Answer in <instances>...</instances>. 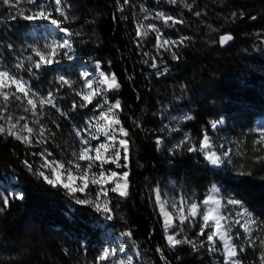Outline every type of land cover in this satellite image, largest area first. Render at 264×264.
<instances>
[{
  "label": "trees",
  "instance_id": "1",
  "mask_svg": "<svg viewBox=\"0 0 264 264\" xmlns=\"http://www.w3.org/2000/svg\"><path fill=\"white\" fill-rule=\"evenodd\" d=\"M184 3L190 4L191 10ZM184 3L64 0L65 15L69 18L59 27L80 35H65L75 59L64 57L66 61H60L56 68L66 70L71 77V69L79 70L80 65H85L96 74L95 63L99 62L100 70L116 74L121 88L106 91V97L112 103L121 100L118 118L130 133L129 159L121 160L128 167L117 169L120 173L129 171L130 195L121 198L108 187L110 212L104 213L94 206L98 203L97 189L90 184L94 189L91 196L80 193L77 196L90 198L93 204H77L61 186L53 188L34 174L42 170L43 157L38 153L43 148L0 134V264H111L114 257L99 260L107 231L121 238L117 244L122 245L124 252H117L122 256L130 254L134 257L133 264H224L218 240L214 239L220 251H209L206 237L213 229L205 228L204 235H200L201 216L183 225L176 222L178 233L183 227L180 234L192 244L168 245L155 203L157 187L165 191L173 185L189 201L201 203L215 183L241 200L258 221L252 237L255 244L241 247L244 251L238 250V257L241 264H261L264 141L251 128L258 116H264V0H184ZM142 4L148 11L162 9L182 20L183 23L172 28L164 27L162 20L157 24L170 36L190 39L166 53L156 46L154 33L137 37L139 22L146 15L140 11ZM12 11L0 6V50L6 41L18 46L23 40L20 34L27 32L30 25L20 17L11 19L15 15ZM55 18L63 19L58 13ZM226 33L232 34L234 41L222 48L219 37ZM172 52L179 59H173ZM153 62L156 68L151 67ZM44 74L55 77L54 71L45 70ZM57 99L60 112L45 105L43 122L53 133L52 140H48L50 152L67 160L75 129L81 117L95 108V102L88 108H80V101L71 99L66 103L60 95ZM2 101L0 96V107ZM73 102L77 105L75 109ZM13 105L0 114L18 118L20 113ZM182 112H187L191 119H181L169 128L171 118ZM218 119L224 121L220 130L234 139L231 163L224 167H212L203 153L187 150L198 147L203 134L213 135L212 121ZM0 125L7 128L4 120H0ZM30 125L36 126L33 121ZM15 131L21 135L18 129ZM157 138L162 145L156 144ZM25 161L33 165L32 171ZM106 166L116 169L111 163ZM13 189L21 190L22 197ZM109 215L112 219H108Z\"/></svg>",
  "mask_w": 264,
  "mask_h": 264
},
{
  "label": "snow or ice",
  "instance_id": "2",
  "mask_svg": "<svg viewBox=\"0 0 264 264\" xmlns=\"http://www.w3.org/2000/svg\"><path fill=\"white\" fill-rule=\"evenodd\" d=\"M161 2H163V0H156L157 4ZM166 2L170 5H178L184 3V0H166ZM22 3L30 7H20ZM123 3L129 4V0H123ZM53 4L55 5L54 9ZM0 6H7L9 9L15 10V15L10 16L11 19L22 17L24 20L30 22H50L51 25L57 26L58 30L63 32L67 37L80 35V33L69 31L66 27H59L60 24L69 18L65 15L64 0H0ZM184 7L191 10L192 6L184 3ZM53 11L58 13L63 19L58 20L52 18ZM121 11H123V8H121ZM140 11L147 13L148 9L142 4L140 5ZM196 15L199 16L201 14L196 12ZM154 18L162 20L163 26L166 28H172L177 24L183 23L182 20H177L172 15L166 14L163 11L155 12ZM144 19L147 20L148 16L145 15ZM147 27L158 33V48L164 49L165 51H171V46L183 45L186 40L190 39L187 36H182L179 41H170L168 39H163L162 36L159 35L160 29L157 28L155 24H149ZM148 35L149 33L147 31L143 32V36ZM136 36H141L140 26L137 27ZM161 40L162 42H160ZM232 40V35H221L219 37V43L221 45H225ZM8 47L11 48L12 45H8ZM29 48L34 56L31 54L23 58H21L22 54L18 56L17 62L14 65L15 71H13L6 63L0 64V96L3 97L0 113L8 112L10 104L19 102V107L22 108L23 113L30 114L31 117H33V123L39 125V139L37 142L44 144L47 142V137L45 136V127L41 123V117L44 115L43 110L45 105H51L52 108L59 110L56 103L57 97L52 91H49L47 95H43L38 90L29 86L28 81L20 75V72L26 71L29 77H37V72L33 71V69L39 71L46 65L59 63L57 57L62 56L70 58L66 50L71 48V42L69 39H63L62 42L53 40L50 44L43 45L44 50L40 47H33L32 45H29ZM145 55H147V53H145ZM34 57L38 59H34ZM172 58L179 59V56L175 52H172ZM25 60L28 62L27 67L25 66ZM145 63H147V61H145ZM151 67L156 68V63L153 62ZM96 68L98 71V77L96 80L97 87L95 89H93V80L88 78L91 74H84L85 87L91 90L88 92L83 90L76 91L73 87L75 82L66 79L64 76H59L58 78V83L61 88L67 85L75 91L76 96L80 97L82 101L79 104L80 108H88V106L93 103V98L102 94L99 85H107V89L113 90H119L121 88V84L117 82V76L115 73L108 75L103 70H100L101 65L99 62H97ZM12 85L15 86L14 92L2 91ZM25 101L27 106H25ZM105 105H107L106 109ZM76 106V102H73V109H75ZM97 106L100 109L99 114L89 117L81 128L75 130V136L79 138L80 147L78 152L75 150L72 151L71 155L75 159L67 161L69 167L66 168L65 164L59 161H48L45 159L41 168L50 169L49 174L46 175L43 170H37V172L34 173L38 174L44 182L53 188L61 186L66 190V193L69 196L76 200L77 204L81 205L93 204L92 199L80 198L77 196V193L85 194V196H91L93 194L94 189L90 188L89 179L91 185L96 186V189H98L95 191V197L97 200L99 199L101 192L107 197L109 189L104 186L110 184H114V186L110 188L111 193L118 194L121 198H126L130 195L128 179L129 171L125 170L122 173H118L117 171L109 172L106 168V165L109 163L114 164L116 168L128 167L126 163L121 164L120 161H127L129 159L130 133L125 127L120 126L121 120L118 118V113L115 111L122 109V102L120 99H116L114 103L109 104L108 99L105 96L103 103H98ZM184 118L188 120L191 119V117ZM13 119L14 118L11 114H0V120H4L7 124V128L0 125V134L6 133L9 137L15 136L17 141L24 144H31L32 141L28 136L17 134L15 131L17 124H19L20 121L26 120V116L20 115L16 118L15 123H13ZM53 123H55V121H53ZM216 126L217 122H213L211 125L212 128H216ZM57 127H59V125H57ZM19 131H26L28 134H32L34 129L29 126V123L25 122L22 124ZM100 137H104V140L101 141ZM261 138L264 139V133L261 134ZM92 141H97V143L93 144ZM156 144L158 146L162 145L160 138H157ZM177 147H179V145H177ZM214 147L215 146L210 142L209 136L203 134L199 146L188 147L187 150L190 152L203 153L204 159L214 166L231 163V157L227 150L221 155H218L217 151L212 150ZM122 152L123 156L121 155ZM45 153L48 156L52 155L50 152H47V149H45L44 153H40V155H45ZM33 155H36V153H33ZM224 157H227V159ZM80 162H85V164L82 165ZM25 164L29 168V171L33 170V165L28 161H25ZM65 172L67 173L66 177ZM78 180L80 181L79 184H77ZM221 191L222 189L220 187L213 184L206 198L203 200L202 205H199L197 202H191L189 204V201L184 199L180 201L179 207H177L175 202L171 203V207L176 209L177 213H179V221L181 225H183L185 221L192 222L198 215L202 216L203 227L200 229V235H204L205 228L215 229L210 231L206 237L209 242V251L213 253L220 251V249L216 247V241L214 240V237H218L219 241L222 242L224 264H241V260L238 257L237 247L233 243V229L239 225L243 229V232L247 233L248 243L255 244V241L252 239L253 232L250 225L258 224V221L253 218V213L238 199L228 198L223 204H221V199L218 198L220 197ZM7 203L8 200L5 199L4 204ZM155 203L160 205V211L164 216L163 228L167 234L170 229L174 230L175 226L171 222L172 217L170 213L164 210L165 201L162 200L161 192L159 190L155 191ZM94 206L97 211H103L104 213L110 212L107 201L104 203L103 207L100 203H96ZM228 206H233V208L237 209L235 211V216L232 215V211ZM185 207H187V215L184 214ZM198 208H203L204 210L198 212ZM222 208L224 209V212L227 213L226 215L221 214ZM240 209H242V211H240ZM108 219H112V216L109 215ZM241 220H243L242 224ZM183 231L184 229L181 227L177 235L183 233ZM166 238L168 245L173 247L181 244L193 243L186 236L181 240L177 239L176 235L168 234ZM259 243L264 245V239L259 240ZM193 247H195V245H193ZM118 251L124 252L123 247ZM158 251L160 250L158 249ZM239 251L243 252L244 249L241 248ZM110 256L115 257V259L111 261V264H133V259L130 256L124 259L119 258L116 249H112L111 251L104 249L103 254L99 256V260L101 262L108 261ZM261 264H264V255L261 256Z\"/></svg>",
  "mask_w": 264,
  "mask_h": 264
},
{
  "label": "rangeland",
  "instance_id": "3",
  "mask_svg": "<svg viewBox=\"0 0 264 264\" xmlns=\"http://www.w3.org/2000/svg\"><path fill=\"white\" fill-rule=\"evenodd\" d=\"M20 7L27 8V7H30V6L22 3L20 5ZM53 9H54V7H53ZM157 11L165 12L162 9L152 8L146 13V15L148 16V19L147 20L142 19V21L139 22L138 26H140L141 35H143L144 31H147L148 33L149 32L150 33H154V35L157 37L158 33L154 32L151 28L147 27V25H149V24H155L156 27L160 29L159 35H161L163 39H168L170 41L171 40H177L178 41L180 39L179 37H173V36L169 35L170 33L163 32V27H161V26H159V24H157L158 20L154 18V14ZM12 12H15V10L12 11ZM165 13L169 14L167 12H165ZM20 18L23 19L22 17H20ZM52 18H55V12L54 11H53ZM24 21H26V20H24ZM26 22H28V24H30V25H28V27H27L28 28L27 32H25L23 34L22 33L20 34V37L23 38V40L19 41L18 46H14L10 42L6 41L4 43V45L2 46L1 50H0V64H5L6 63L10 68H12L13 71H15L14 65L17 62V57L18 56H20L21 54H22L21 58L27 57L30 54L34 56V54L31 52V49L29 48V45H32L33 47H40L42 50H44L43 49V45L50 44L53 40H57V41H61L62 42L63 39H67L65 34L63 32H61V31H58L53 25L50 24V22H30V21H26ZM160 42H162V40ZM8 45H12V47L9 48ZM156 46H158V40H157V45ZM173 46H171V49H172ZM159 49H161V48H159ZM161 50L166 52L164 49H161ZM66 51L68 52V56L70 57V59H75V54L71 51V49H67ZM34 59H38V58L34 57ZM57 59L59 60V62L60 61H66V59L64 57H62V56L61 57H57ZM57 64L58 63H53L52 65H46V66L43 67L42 70H39V71L33 69V71L37 72V77L38 78L37 77H29V75H28V73L26 71H21L20 75L25 80L28 81V85L29 86L33 87L35 90H38L39 92H41V94L47 95V93L49 91H52V92L55 93L56 97H57V95H60L62 99H65L64 102H66V103H69V101L71 99H74L76 101H80V103L82 101H81L79 96L75 95V91H73L72 88H69L67 85H65L63 88L60 87V85L58 83L59 76H64L68 80L72 79L71 81L75 82L73 87L75 88L76 91L83 90L85 92H88V91H91V90H89V89H87L85 87V84H84L85 76H84V74L85 73H89L91 75L88 78L93 80V89H95L97 87L96 80H97V77H98V73L93 74L91 71L87 70V67L85 65H80L79 70L71 69L70 70V74H69L71 77H69L67 75L68 73L66 72V70L60 69V68H56V67H58ZM95 64H97V63H95ZM25 66L26 67L28 66V62L26 60H25ZM45 70L54 71L55 72V75H54L55 77L51 78L50 76H47V74H44ZM99 87L101 89V93L102 94L101 95H97V96H95L93 98V103L95 102V108L93 110H91L90 112L86 113V116H82L81 117V119H80L81 122L78 125V128H81L84 125V122L89 117H93V116H96V115L99 114L100 109H99V107L97 105H98V103H103V99L106 96V91L111 90V89H107V85H99ZM2 91L14 92L15 91V86L12 85L9 88L3 89ZM56 101H59V100L57 99ZM108 103L112 104V102H110V101H108ZM11 105H13V104H11ZM57 105H58V109H59L58 111L60 112V105L58 103H57ZM13 106L17 107V111L20 113V115H25L26 116V120L20 121V123L17 124V128L16 129L20 130L21 127H22V124L25 123V122L29 123V126L31 127L30 121L31 122L33 121V117H31L30 114L23 113L22 108L19 107V102H16V105H13ZM25 106H27L26 105V101H25ZM106 108H107V105H105V109ZM115 111L117 112L118 110H115ZM188 115L189 114L187 112H182V113L178 114V116H176L174 118H171L172 120L169 121L168 127L171 128L173 126H176V124H177V122L179 120L185 119L184 117H188ZM13 118H14L13 119V123H15L16 118L15 117H13ZM45 118L46 117H44V116L41 117V123L45 127V136L47 137V142L44 143V144H40V143L37 142L38 139H39V137H38L39 125L35 124L36 126H35V128H33L34 131H33L32 134H28L26 131H23V132L18 131V132L21 133V135L28 136V138L32 141V143L29 144V145H35L37 147H40L41 149L43 148L44 150H42L40 153H44L45 149H47V152H50V150H49L50 148L48 147V143L53 138V136H52L53 133L50 132L48 130V128H46L47 126L44 123L45 122ZM255 120L256 121H255L254 125L252 126L251 130L253 131V133H257L258 135L260 134L259 138L264 141V139L261 138V134H262L261 132L264 131V128H262V125L264 124V121L260 120L258 118L255 119ZM213 122H217V126H216V128H213V130H214L213 135H208L209 138H210V142L215 146L212 150L217 151L218 155H221L225 150H227L228 153L230 154L231 159H232V155H233V147L232 146H234V141H233L234 139H233L232 135L228 134V133H224L223 131L220 130V128L224 126V121H222V119L213 120L212 123ZM117 127H119V126H117ZM78 128H76V129H78ZM100 140L103 141L104 137H100ZM92 143L96 144L97 141H92ZM79 147H80L79 138H77L75 136V134H74L72 142H71L70 146L67 149L68 150V152H67V160H63L61 158H58L54 154V152L51 151L50 152L52 154L51 156H48L46 153H45V155H41L43 157V161H42L41 165L44 163L45 159H47L48 161L56 160V161H59L61 163H64L65 167L68 168L69 165H68L67 161L75 159L71 155L72 151L75 150V151L78 152ZM40 153H38V155H40ZM121 155L123 156V152L121 153ZM224 158L227 159V157H224ZM80 163L82 165L85 164V162H80ZM120 163H122V162L120 161ZM227 164H230V163H227ZM227 164H222L220 166H214L212 164H210V165L212 167H224ZM111 165L116 167L114 164H111ZM106 168L108 169L109 172L110 171H117L118 173H120L119 170H117L119 168L114 169V168H109L107 166H106ZM42 170L45 172L46 175L49 174V172H50V169H48V168H42ZM61 171H64V170H61ZM66 175H67V173L65 172V177H66ZM11 179H12V182H15V180H16L14 177H11ZM79 183H80V181L78 180L77 184H79ZM89 184H91L90 183V179H89ZM215 184L222 189L221 185H219L218 183H215ZM110 186L113 187L114 184L105 185L104 187L108 188ZM13 190H15V189H13ZM156 190H159L161 192V198H162L163 201H165L164 210L170 213V215L172 217L171 222H172V224L174 226H176V222L179 221V213H177L176 209L171 207V203L175 202L177 204V207H179L181 200L187 199L189 201V199L184 195V193H182L181 191H177V189L173 185H170V188H167L165 191L161 190L160 187H157ZM15 191L17 192V194L20 197H22V195H21L22 191L21 190H15ZM208 192L206 193L204 198L201 200V203L196 201V200H191V201H189V204L191 202H197L199 205H202V202L206 198ZM218 198L221 199V204H223L226 199L235 198V197H233L229 193H225L222 190L221 194H220V197H218ZM106 201H107V204H108L110 202V199L108 198V196L105 197L103 195V193L101 192V195H100L99 199L97 200V202L100 203L101 206L103 207V205H104V203ZM108 207H109V204H108ZM228 207L232 211V215L235 216V211L237 209L233 208V206H228ZM158 208H159L160 215L162 217V221H164V216H163V214L160 211V205L159 204H158ZM203 210H204L203 208H198V212L203 211ZM240 211H242V209H240ZM184 214L187 215V207H185V213ZM221 214L222 215H226L227 214V213L224 212L223 208L221 209ZM198 217H200V216L198 215L196 218H198ZM200 218L202 219V216ZM253 218L255 219L254 215H253ZM210 223H213V222H210ZM222 223H223V221H222ZM242 223H243V220H241V224ZM250 227L252 229L253 236H254V231L256 230L257 224L250 225ZM212 229L215 230L214 228H212ZM177 233H178V230L176 228H174V230L170 229L167 234L165 233V236L167 237L168 234L176 235L177 239L183 240L184 239V235H182V234L177 235ZM232 235L234 237L233 243L236 245L237 250H239L241 247H245L248 244L247 233H244L243 229L239 225H237L233 229ZM237 235H238V238H237ZM214 239L219 241L218 237H214ZM105 240H106V245L104 246V249H108L109 251H111L112 249H116L118 251V249H120V247H122V245L117 244V243L120 242L121 238L119 236L112 235L111 231H107V238H105ZM166 241H167V238H166ZM114 243H116V244H114ZM220 243L222 245V242H220ZM117 254H118V257L121 258V259H124V258L130 256V254H125V256H122V255L119 254V252H117ZM130 257H132V256H130ZM114 259H115V257H114ZM132 259L134 261V257H132Z\"/></svg>",
  "mask_w": 264,
  "mask_h": 264
},
{
  "label": "water",
  "instance_id": "4",
  "mask_svg": "<svg viewBox=\"0 0 264 264\" xmlns=\"http://www.w3.org/2000/svg\"><path fill=\"white\" fill-rule=\"evenodd\" d=\"M224 35H232V34H230V33H226V34H224ZM233 36V35H232ZM232 41H234V36H233V40ZM232 41H229L227 44H225V45H221V47L222 48H226L229 44H231V43H233Z\"/></svg>",
  "mask_w": 264,
  "mask_h": 264
}]
</instances>
